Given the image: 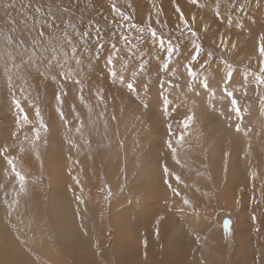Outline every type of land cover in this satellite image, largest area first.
<instances>
[{"label": "rangeland", "instance_id": "1", "mask_svg": "<svg viewBox=\"0 0 264 264\" xmlns=\"http://www.w3.org/2000/svg\"><path fill=\"white\" fill-rule=\"evenodd\" d=\"M136 1L144 2L145 0H131L136 12V20L141 21L146 19L152 3H147V7L139 9L136 8ZM163 1L169 7L166 12L164 11V15L169 24H172L176 20L173 5L169 3V0ZM185 1L187 2V0H177L186 16L197 17L201 29L205 26L209 27L206 34L201 31V42L206 50H213V41L218 40L219 33L225 31V26L219 25L218 21L215 23L205 19L203 21L198 12H194L201 8L192 10L195 5L191 3V10L184 8ZM111 2L112 0H16L14 8H5L2 6L3 0H0V89L4 84L3 57L9 50L6 37L10 35L14 41L16 38H23L26 43L31 39L27 34L28 29L22 25L20 28L23 31L19 29L15 32L9 31L11 26L7 23V18L10 15L19 19L21 7L30 4L32 7H42L45 12L51 8L57 13L60 21L70 20L77 23L81 29L89 21L98 22L104 34L107 51L109 47L107 42L110 40L114 26L106 22L104 17H108L109 21L112 19ZM116 2L124 8L128 0H116ZM220 3L222 17L227 20V16L231 14L234 18H242L246 27L243 28L244 30L234 27V30H231L235 32L240 29L233 38L231 37L236 48L227 54V58L238 71L248 66L255 69L257 67L255 57L258 55L255 47L259 35L264 33V0H220ZM233 4L234 7L231 6ZM214 5L215 0H209L205 8L215 14ZM240 5L245 6L243 11H238ZM65 7L69 11L66 14L61 13L59 9ZM27 10L31 12L32 8ZM209 24H213V27ZM88 46L94 51L95 41L90 38ZM187 55L188 53L185 52L184 56ZM217 55H219L218 52ZM250 57L252 59L249 65ZM103 69L102 56L98 63L93 61L91 65H87V79L91 81V84L103 85L107 91L109 83L103 79ZM180 71L183 72L184 69L180 68ZM155 79L153 71V80ZM236 79L240 80L242 76L236 75ZM36 83L40 85L41 106L45 120L50 125L48 144L40 148L43 169L31 152L23 154L18 164L28 177V193L21 197L19 209L23 224L17 219L16 213L13 214L11 221L6 217L3 191H0V264L18 257L23 258L28 264H51L52 259H57L59 262L52 264L62 262L63 264H124L129 259L133 261L132 264H264V201L261 200V192L264 188V133H260L262 117L259 100L254 90H250L248 96L241 100V104L249 108V111L243 113L242 128L248 126L255 129L250 137H246L243 131L240 133L235 131V124L239 122L235 117L227 119L218 113L202 117L203 102L197 100L196 123L190 129V135L186 137L183 148L180 149V156L187 160L188 168L181 169L172 160L171 153L164 143L169 139L165 124L168 118L161 116V108L156 99L157 85L155 83L150 95L152 104L148 109L143 107L137 109L136 104H133L134 111L126 110L121 113L119 99L114 105L110 101L108 113L110 115L115 109L119 123L110 121L107 132L103 127V121L96 125H89L87 108L70 94L66 98L64 110L68 113L70 106L73 103L76 104L77 111L85 120V139L90 141V144H84V141L74 132L71 133L70 135L81 145L78 149L71 151L64 141L65 135L69 133L66 132L55 112L56 105L51 87L45 92L44 82L36 81ZM112 93L119 96L115 89H112ZM85 97L94 107L92 119L96 120V113L100 109L95 108V98L87 90ZM187 107H180L178 112L172 114L174 130H177L174 121L182 118ZM25 108L29 111L31 118L32 110L26 105ZM12 116L7 109L4 95H0V133L7 135L6 129L13 125ZM136 117H139V120ZM69 119L72 117L69 116ZM117 128L119 136L116 135ZM249 139L251 140L250 150ZM118 141H123L124 147H118ZM100 145H110V147H100ZM225 152L229 154L227 171L224 170L223 162ZM69 155L72 156V161L68 160ZM76 160L80 163L75 164ZM0 164H2V158H0ZM163 164H168L170 169L181 173L189 184L195 182L193 187L185 189L183 184L177 185L175 180L170 178L173 187H177L181 195L187 194L194 201L201 200L202 193L211 189V205L203 210V203H207V198L204 197L200 216H194L191 211L183 213L166 211L165 197L168 199V207L178 204L180 197L174 196L163 184L161 179ZM205 164L208 165L206 169L203 167ZM70 167L72 175L80 174L82 185H75L68 172ZM81 167L84 169L82 174L79 173ZM121 168H125L126 172H121ZM196 171L203 173V176L197 177ZM251 171L259 173L255 181L250 177ZM106 175H112L113 178ZM208 175L213 177L210 182L206 179ZM95 177H98L94 181L95 184L99 178L100 181L98 187L92 188L94 182L92 185L90 182ZM254 182L255 193H253ZM0 183L7 184L8 189H11L12 185L3 177L2 169H0ZM204 184H208V188H205ZM69 185H72L73 191L69 190ZM120 185H124L122 192ZM196 186L200 187V192L196 191ZM80 187H83V198L88 203L92 201L89 207L86 206L87 201L84 206L78 205L75 201V195H81ZM101 188L105 191L101 192ZM108 188L112 189L113 195L106 200L105 194ZM56 192L65 193V198H61V202L54 200L53 196ZM253 195L258 203L253 202ZM143 202H146L147 207L140 206V209L136 206ZM77 207L83 208V212L80 210V215L75 214ZM93 207L96 212L92 211L90 214L92 218L83 214L85 208L88 209L86 212H90L89 209ZM121 208L127 209L123 212V220H126V216H134L129 222L140 224V232L135 234L133 241H130L132 235L127 234V224L120 223L122 221L118 219ZM102 214H104L103 219ZM161 215L165 219L159 224V237H157L156 220ZM253 215L258 217L255 224L251 219ZM112 217L115 222L110 224L109 220L112 221ZM225 220L230 221L231 231L227 235L223 230ZM81 223L84 224L83 228L80 227ZM212 226L221 236L217 248H214L215 251L209 249ZM85 232L87 235H84ZM97 234V240H93L94 235ZM196 235H199V240L196 239ZM68 237L76 239L69 240L65 248L62 241L67 240ZM145 239L148 241L147 247L143 243ZM128 243L131 245L130 248L126 246ZM221 245L222 251L218 252ZM24 249L29 251L25 252ZM36 249H40V254H37ZM235 249H238L239 260L234 263L232 258ZM213 254L216 258H213ZM117 258L120 262H117Z\"/></svg>", "mask_w": 264, "mask_h": 264}, {"label": "snow or ice", "instance_id": "2", "mask_svg": "<svg viewBox=\"0 0 264 264\" xmlns=\"http://www.w3.org/2000/svg\"><path fill=\"white\" fill-rule=\"evenodd\" d=\"M192 5L200 8L208 6L209 0H190ZM173 5L176 20L169 24L164 15L163 0L157 5L155 0L146 19L137 21L136 12L133 3L128 0L126 7L122 8L112 0L110 5V14L104 20L114 26L110 34V40L107 42L109 47L106 51L104 34L98 22L89 21L81 29L77 23L70 20L60 21L56 12L49 8L46 12L42 7L24 5L21 7V17L19 19L7 18V23L11 26L9 31L15 32L22 25L28 29L30 42L26 43L23 38L12 36L6 37V45L9 50L3 57L2 77L4 80L3 88L0 89V95H4L7 101V109L13 115V125L6 129L7 135L0 133V158H2L3 177L11 183L9 190L7 184L0 183V191H3V204L6 206V217L11 221L13 214H17V219L23 224V218L19 209L21 197L28 193V177L18 166L23 154L31 152L35 159L40 162L43 169V160L41 157V146H47L50 125L46 122L43 108L41 106L40 85L36 81L44 82V91L51 87L52 96L55 101V112L58 114L62 125L69 135H65L64 141L69 150L81 147L76 139L70 135L75 133L84 144H90L85 139V120L81 113L77 111V106L73 103L68 113L64 107L66 98L70 94L79 100L80 104L88 110L89 125H96L103 121L105 132L109 128L110 121H118L115 109L109 115L110 101L115 104L119 99V111L124 113L126 110L134 111L132 105L136 108L143 107L148 109L152 100L150 99L152 87L157 85V102L161 108V116L165 120L167 139L164 143L171 153L172 160L181 169L188 168L186 159L180 156V149L183 148L186 137L190 135V129L197 120L196 102H203V116H210L218 113L227 119L236 118L235 131H243L246 137H250L255 131L254 128L244 126L243 113L249 111V108L241 104V100L248 96L250 90H254L260 104V133H264V33L258 37L255 51L258 55L255 57L257 67H245L242 71L234 66L227 58V54L236 48V44L231 41L228 32L235 28L243 29L245 24L242 18H234L231 14L227 16L225 31L220 32L218 40L213 41L214 49L206 50L201 42L200 33L205 34L209 27L200 28L197 17L186 16L177 0H169ZM3 7L14 8L16 0H3ZM215 16L222 18L220 11V0H215ZM234 7V4L231 5ZM32 8L31 12L27 9ZM244 5H240L238 11L244 10ZM132 9V11H129ZM154 9V11L152 10ZM61 13L66 14L68 8L59 9ZM63 25V26H62ZM95 41L94 51L88 46L89 39ZM106 52V54H105ZM187 52L188 55L184 56ZM217 52L219 55H217ZM103 56L104 76L103 79L109 83L106 91L105 87L99 83L91 84L87 79V65L93 61L97 63ZM183 57V59H181ZM252 57L249 58V65ZM87 62V63H86ZM176 65V66H174ZM180 68L184 71L181 72ZM153 71L155 72V81L153 80ZM236 75L242 76L237 80ZM112 89H115L119 96L113 95ZM95 98V108H99L96 113V120L92 119L94 107L85 97V91ZM6 94V95H5ZM138 102V103H137ZM25 105L32 110L33 115L30 118L29 111H26ZM190 105V106H189ZM186 108L182 118L175 120L176 129L173 128L172 114L179 111L180 107ZM69 116L72 119H69ZM139 120V117H136ZM127 128V125H126ZM27 129V130H26ZM98 131V129H97ZM116 135L119 136L117 128ZM174 138V142H173ZM100 147H110V145H100ZM118 147H124L123 141H118ZM249 150L251 149V140H248ZM15 153V154H14ZM187 155V154H186ZM228 153L223 154L224 170L228 167ZM72 156L68 160L72 161ZM91 159V156H89ZM75 164L80 161L76 160ZM250 164V161H249ZM206 169L207 164L203 165ZM126 172L125 168L120 169ZM69 175L75 182V185H82L80 174L72 175L70 167ZM81 167L79 173H83ZM197 177H202L203 173L196 171ZM259 173L250 172L253 181L257 179ZM126 178V177H125ZM173 178L177 185L183 184L185 189H189L194 184H189L181 173L170 169L168 164L162 165V182L174 196L180 197L178 204L168 207V199L165 197L166 211L181 213L191 211L194 216H200L202 211L203 198H207V203H203V210L211 205V189L202 193L201 200H193L187 194L181 195L177 187H173L170 182ZM207 181H212L211 175L207 176ZM120 191L124 190V185H120ZM208 188V184H204ZM73 191L72 185L68 186ZM101 192L105 189L101 188ZM81 195H75V201L78 205H84L83 187L79 188ZM196 191L200 192V187L196 186ZM253 193H255V183H253ZM113 195L111 188H108L105 199L109 200ZM261 200L264 201V188L261 192ZM253 202L256 201L253 195ZM87 211V208H85ZM76 215L80 214L77 207ZM165 219L164 216H158L156 220V235L159 237V224ZM255 224L258 217H251ZM81 228L84 224L81 223ZM225 235L229 234L230 221L223 223ZM259 231V228H257ZM87 235V232L84 233ZM199 240V235H196ZM19 240V236H17ZM147 247L148 241H143ZM23 244V242H21ZM28 252V249H24ZM4 264H28L23 258L7 260Z\"/></svg>", "mask_w": 264, "mask_h": 264}, {"label": "bare ground", "instance_id": "3", "mask_svg": "<svg viewBox=\"0 0 264 264\" xmlns=\"http://www.w3.org/2000/svg\"><path fill=\"white\" fill-rule=\"evenodd\" d=\"M106 1V0H105ZM137 2V1H136ZM153 2V0H145L144 2H137L135 5L137 6H135L136 8H139V9H144L145 7H147V3H152ZM155 3L157 4V5H159L160 3H161V0H155ZM182 3H184V2H182ZM190 0H187V2L185 1V5H183V7L184 8H187V9H190L191 10V6H190ZM148 4V5H149ZM189 5V6H188ZM191 7V8H190ZM163 8H164V11L166 12L167 11V9H169V7L167 6V4L166 3H164V1H163ZM183 8V9H184ZM200 8V7H199ZM196 9H198V6H194V8H192V10H196ZM146 10H148L147 8H146ZM146 12V11H145ZM194 12H198V15L201 17L200 19H202L203 21H204V19L205 20H207L208 22H210V23H215L216 21H218V24L219 25H221V26H225L226 25V18L225 17H222V18H217L216 16H215V14L213 13V12H211V10L210 9H208V8H201V9H198V11H194ZM168 14V13H167ZM166 14V15H167ZM209 26H211V27H213V24H209ZM235 28V27H234ZM234 28H233V30H234ZM246 28V27H245ZM240 29H237L235 32H232V31H229L228 32V35L230 36V37H232L233 38V36L237 33V31H239ZM244 30V29H243ZM250 32V31H249ZM255 32V31H254ZM238 35H239V33H238ZM209 36V35H208ZM231 38V39H232ZM234 38H236V36L234 37ZM4 103V102H3ZM4 108V107H3ZM6 108V107H5ZM13 117V116H12ZM58 118V117H57ZM60 120V119H59ZM57 121V120H56ZM55 133V132H54ZM54 136V135H53ZM186 155V154H185ZM106 176H110V178H113L112 177V175H106ZM98 178V177H97ZM96 177L94 178V180H92L91 182H90V184L92 185V183L94 182V181H96V179H97ZM263 180V179H262ZM100 181V178L98 179V181H97V183L95 184V182L93 183L94 184V186L92 187V188H96V187H98V182ZM255 183V182H254ZM42 186V185H41ZM43 187V186H42ZM60 192V191H59ZM62 192V191H61ZM77 192V191H76ZM96 192V191H95ZM91 193H92V191H91ZM31 194V193H30ZM67 194V193H66ZM68 195V194H67ZM66 195V196H67ZM88 195H90V194H88ZM95 195V194H94ZM93 197V196H92ZM53 198H54V200H56V201H59L60 200V202H61V198L62 199H64L65 198V193L64 194H61V193H59L58 194V192H56L55 193V195L53 196ZM94 199V198H93ZM92 199V200H93ZM97 199V198H96ZM85 201H87L86 199H84ZM96 202V201H95ZM98 202H100L99 200H98ZM87 203H88V201H87ZM146 202H143L141 205L140 204H136V206H138V207H140V206H145V207H147L146 206V204H145ZM148 203V202H147ZM92 204V201H89V203H88V205H86V202H85V204L84 205H86L87 207H89L90 205ZM97 204V203H96ZM101 204V203H100ZM83 205V206H84ZM85 206V207H86ZM74 207H76V205L74 206ZM80 208V207H79ZM68 209H71V208H68ZM76 209V208H75ZM83 209V208H82ZM82 209H80V210H82ZM139 209V208H138ZM140 209H141V207H140ZM143 209V208H142ZM146 209V208H145ZM88 210V209H87ZM127 210V209H126ZM125 209H120L119 210V216H118V219L120 220V221H122V222H120V223H122V224H127V228H128V230H127V234L128 235H132V238L130 239V241H133L134 239H135V234H137V233H139L140 232V224H138V223H130L129 221L134 217V216H126V220H123L122 219V215H124L123 214V212H125L126 211ZM68 211V210H67ZM84 211H85V209H84ZM89 211L90 212H84L83 214L85 215V216H87L88 218H89V216L91 217L92 215H90V214H92V211L93 212H96V209L93 207L92 209H89ZM112 211H113V209H112ZM237 211H239V209L237 210ZM82 212H83V210H82ZM111 212V211H110ZM131 212V211H130ZM235 212V211H234ZM238 213V212H237ZM114 214V213H113ZM80 215V214H79ZM84 215H83V217H84ZM103 216H102V219L104 218V214H102ZM126 215V214H125ZM54 217V216H53ZM86 217V218H87ZM114 217V216H113ZM113 217H112V221L111 220H109L110 221V224H113V222H115L114 221V219H113ZM60 218V217H59ZM92 218V217H91ZM104 221V220H103ZM60 222V221H59ZM202 223H204V222H202ZM243 222L241 223V227L243 228ZM263 225H264V222H263ZM207 226V225H206ZM38 227V226H37ZM126 227V226H125ZM211 228V227H210ZM212 228H213V226H212ZM122 229V228H121ZM216 228H213V230L211 231V236H210V244H209V249H212V250H214V248L216 249L217 248V246H218V242L219 241H221L220 239H221V236L219 235V233H218V231L216 232V230H215ZM98 236V234L95 236L94 235V238H93V240H97V237ZM99 236H100V234H99ZM134 237V238H133ZM60 238H61V236H60ZM39 239V238H38ZM42 239V238H41ZM62 239V238H61ZM74 239H76V238H74ZM73 238H71V237H68L67 238V240H63L62 241V245L65 247V248H67V246H66V244H67V242H69V240H74ZM224 239V238H223ZM264 241V240H263ZM43 242H45L44 240H43ZM41 245V244H40ZM42 245H43V243H42ZM50 245V244H49ZM223 245V244H222ZM222 245L220 246V248H219V250H218V252H221L222 251ZM126 246H128V248H130L131 247V245L128 243V245H126ZM130 246V247H129ZM39 247V246H38ZM63 247V248H64ZM41 249H42V247H41ZM47 249V248H46ZM52 250V249H51ZM36 251H37V254H40V249L38 250V249H36ZM50 251V250H49ZM48 251V252H49ZM215 251V250H214ZM217 251V250H216ZM35 253V252H34ZM47 253V252H46ZM214 253V252H213ZM217 253V252H216ZM48 254V253H47ZM51 254V253H50ZM212 254V253H211ZM49 255V254H48ZM182 255V254H181ZM223 255V254H222ZM221 255V256H222ZM238 249H235V251H234V253H233V258H232V262H237L238 260H239V258H238ZM47 256V255H46ZM184 256H186V255H184ZM213 256H214V254H213ZM218 256V255H217ZM23 257H25L24 255H23ZM42 257V256H41ZM177 257H179V256H177ZM49 258V257H48ZM53 258V257H52ZM207 258V257H206ZM213 258H216L215 256L213 257ZM51 259V258H50ZM208 259V258H207ZM190 260H192V258L190 259ZM209 260H210V257H209ZM7 261V260H6ZM52 261V263L54 262V263H57L58 262V260L57 259H52L51 260ZM212 261V260H211ZM218 261V260H217ZM117 262H120V260L117 258ZM50 263V262H49ZM51 263V264H52ZM59 263V262H58ZM133 263V261H131V259H129L128 261H127V263H124V264H132ZM210 263V262H209ZM221 263V262H220ZM61 264H63V262L61 263ZM216 264V263H215Z\"/></svg>", "mask_w": 264, "mask_h": 264}]
</instances>
